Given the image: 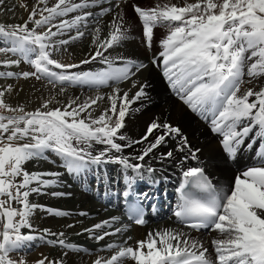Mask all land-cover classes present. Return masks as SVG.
<instances>
[{"label": "snow or ice", "instance_id": "snow-or-ice-1", "mask_svg": "<svg viewBox=\"0 0 264 264\" xmlns=\"http://www.w3.org/2000/svg\"><path fill=\"white\" fill-rule=\"evenodd\" d=\"M39 2L45 5V8L39 11L40 19H35L38 13L34 8L29 14L28 21L23 25L6 27L0 24V38L10 41V46L0 48V52L19 55L24 62L35 69L34 73H23L24 78L36 75L37 79L49 78L50 83L67 81L95 86L105 85L109 80L122 81L134 74L130 73L127 66L112 68L106 57L104 62L109 64L108 71L74 75L53 71L49 66L55 69H70L79 65H64L52 59L48 51L52 45L46 41L57 35H64L67 29L78 28L91 13L77 15L59 24L51 22L57 17H65L69 13L94 7L99 0H93L92 3H89V0H82L81 3L57 0L52 7H47V0H39ZM0 3H3V0H0ZM134 8L143 23V35L148 48L152 45L154 27L159 25L169 29V34L161 42L164 75L168 77L174 88L180 85V90L185 93L184 103L193 112L212 113L213 131L222 133L224 148L229 158L235 157L237 148L243 143V138L247 137L254 127L258 128L259 135L264 137V87L256 92L251 88L241 92L242 84L252 83L255 78L264 77V0H196L195 3H186L182 7L166 4L157 5L152 9H141L135 5ZM44 12L48 15L45 16ZM118 18L123 19L122 16ZM29 22L36 28H43L45 25L50 27L45 32L37 33L35 29L28 27ZM122 27V24L114 21V30L110 33V39L99 45L92 56L93 60L103 57L104 52L109 48L128 39ZM52 28H56L57 31L53 32ZM82 35V32H78V35L72 39ZM96 39H99L98 35ZM68 42V40L60 41L61 44ZM3 63L10 65L18 64L19 61ZM82 63H90V61L85 60ZM126 64L134 67L136 71L146 67L133 61H126ZM12 75L7 73L9 77ZM245 76L250 79L245 81L243 79ZM143 94L141 89L133 100H129L127 92L123 97H119V90H116L115 95L109 97L112 116L106 111L98 118L92 119L90 112L85 118L78 117L102 97L90 98L74 108L72 107L74 102L69 103L63 111L55 109L25 113L23 108H8L2 99L4 93L0 91V109L21 113L10 117L0 115V217L6 220L0 231V264H26L23 259L13 260L11 254L35 239L34 236L21 232L22 228H31L28 217L32 209L37 207L28 203V197L31 192L39 193L42 188L51 186V181L42 179L43 176L59 175V173L30 174L23 169L27 161L46 159L44 153L47 150L60 157L62 166L77 177L87 171L89 164L111 162L122 166L129 189L135 183V179L127 175L129 169L143 178L141 171L144 169L143 164L130 163L128 159L120 156L109 157L107 150L95 156L86 151L92 146V142H95L106 144L110 150L120 153L124 146L116 143L115 140L126 139L118 133L124 127L127 108ZM253 96L256 100L249 102V97ZM117 98L122 101L119 110ZM43 107L47 108L48 102H45ZM113 117H116L114 121ZM244 119L249 123L237 131V126ZM157 128L165 129L167 135L172 133L179 135L178 128L153 122L142 140L136 143H143ZM20 140L29 142L18 144ZM164 142L165 135L155 137L154 142H149L135 159L143 161L153 149ZM186 143V140H182V144L186 145ZM166 155L171 157L172 153L168 152ZM145 171L151 173L154 169L147 168ZM20 176L23 177L22 182L16 183V178ZM183 176L184 183L180 187L181 203L175 216L190 229L199 231L211 228L225 236V239L212 242L216 253L214 260L208 258L206 255L208 250L204 249L199 241L190 238L188 233L164 230L155 234L149 233L146 240L137 242L136 249L108 245V250L115 247L118 249L117 253L108 259L99 258L94 264H123L124 258H131L136 264H264V155H261L258 165L243 171V178L237 177L234 188L224 194L213 189L199 168L189 169L183 173ZM34 181L40 187L30 188L29 185ZM21 189L27 190L21 192ZM193 189H198L207 195L196 197ZM130 195H132L130 191L123 192L125 198ZM144 195L147 198V194ZM3 197H7V200L2 199ZM13 201L22 203L23 211L18 212L12 208ZM131 213L130 218L134 217L136 224L145 223L139 203L132 206ZM54 214L66 215L63 212ZM17 216L20 217L19 222L14 221ZM108 224V221L104 222V225ZM104 225L97 224L95 228L100 229ZM111 234L97 235L95 239L102 240L104 236ZM60 235L62 236L63 233ZM58 243L69 249L75 248L74 245L65 244L63 240ZM145 248H147L146 252ZM46 260L45 257L37 261V264H46ZM48 264H62V261H48Z\"/></svg>", "mask_w": 264, "mask_h": 264}, {"label": "bare ground", "instance_id": "bare-ground-1", "mask_svg": "<svg viewBox=\"0 0 264 264\" xmlns=\"http://www.w3.org/2000/svg\"><path fill=\"white\" fill-rule=\"evenodd\" d=\"M3 1L5 3L0 6V24L6 27L10 23H21L20 25H23L28 21L29 14L34 8L38 13L35 19H40L39 11L45 8V5L41 4L39 0H30L28 6L22 9L18 2L19 0L17 1L19 7L15 4H10V0ZM20 1L24 4L29 0ZM56 1L57 0H47V7H52ZM142 1L145 2L149 0ZM183 1L184 0H174L177 5L182 4ZM187 1L192 3L196 2V0ZM92 2L93 0H89V3ZM116 5L119 6L117 7ZM134 5L140 7L138 0H121L118 2L116 0H99L96 6L90 7L91 10L86 8L78 12L69 13L65 16V19H69V17H73V15L75 17L77 15H83L84 13H91V15L87 16L86 20L79 24L78 28H71V31L67 29L64 35H57V38L55 37L51 39V41H48L53 42V46H51L53 52L56 47L61 51L69 52V55L63 57L74 54L77 64L85 60H89L90 63H92L96 61V59L102 60L105 57L117 59L116 68H125L127 66L130 73H134L130 75V78L122 81L109 80L105 85L95 86L73 83L75 85L74 87V85H70L71 82L66 81L67 83H61L74 87L71 89L62 86L55 88L49 82V78L43 77L37 79L36 75H30L28 78H24L22 82H13L7 86H2V89L7 91L4 98L6 97L8 104L11 105L10 108H23L24 111L36 112V108L43 106L45 102H48V105L50 107L52 106V108L57 107L60 110H64L69 103L74 102L72 103V107L74 108L88 101L90 98L95 99L97 97H102V99H99L96 104L92 105L87 112L82 113L81 116L85 118L88 112H90L91 118L96 119L106 111L109 116H112L110 111L111 100L109 97L114 96L116 90H119V97H123L124 93L127 92L128 99L133 100L136 93L143 89L144 94L135 99L134 102L128 106L123 121L124 127L119 130L118 135H123L126 139L115 140L116 143L124 146L122 151L116 153L114 150H110L108 145L95 142H92V146L87 148L86 151L90 152L92 155H99L102 151L107 150L109 157L114 155L120 156L128 159L130 163L143 164L144 169L141 170L143 178H140V175L133 172L131 169L128 170L127 175L135 179L139 188L144 189L147 187L148 181L155 180L163 189L166 187L170 189L169 198L171 197L173 200L171 207L167 210L166 216L170 230L188 233L190 238L199 241V243L203 245V248L208 250L206 254L208 258L214 260L216 253L215 246L212 242L213 240L225 239V236L221 235L218 230L213 229H211V231L209 230L210 232L205 236L202 233H196L179 225L175 217L176 211H174L177 204L176 189L178 184L184 180L183 173L185 171L192 168L203 167L215 181L221 194L229 192L230 189L234 188L236 178H243V171L249 167L258 165L260 162L261 155H264V137H261L258 133V128L254 127L249 135L243 138V143L237 148L235 157L229 158L224 148L222 133L213 131L212 113L208 112L201 114L199 112H193L192 109L184 103L183 97L185 93L180 90V85H176L174 88L168 77L164 75L165 65L163 63V56L161 55L163 52L161 42L167 35L164 34L162 30H159L160 28L154 27L152 45L151 48H148L146 38L143 35V23L135 12ZM141 6L143 9L146 7L144 4H141ZM44 15L47 16L48 13L44 12ZM120 16L123 17L122 20L118 18ZM63 18L64 17H57L51 23L55 22V24H59L64 20ZM114 21L117 24H122V31L127 33L128 39L122 41L119 45H114L113 48H109L104 52L103 57H97L93 60L92 56L98 50L99 45L110 39V33L114 30ZM28 27L30 29H35L37 33L44 31L43 28H36L31 22L28 23ZM97 29H99L98 33ZM52 31L55 32L57 29L53 28ZM78 32H82L83 35L79 36L77 39H72V37L78 35ZM97 35L99 39H96ZM61 40H68L69 42L67 44H61ZM100 50L103 51V49ZM74 61L73 58V62ZM126 61H133L137 64L146 65V67L136 71L134 67L127 65ZM90 66L92 67V64H90ZM30 67L31 66L27 63H22V74L25 72L31 73L29 71ZM49 67L52 68V66ZM73 69L80 70L81 72L85 71L83 68L81 69L80 66ZM64 73L69 75L80 74L68 71V69ZM22 77L24 76L22 75ZM259 78L261 77L255 78L252 83L246 82L242 84L241 92L249 88L254 92L259 91L264 87V80L258 84L260 86L259 89H255V85L253 84L254 81ZM262 78L264 79V77ZM173 79H175V77ZM243 79L247 81L250 78L245 76ZM133 84H135V87H133ZM255 100V96L249 97V102ZM121 103V99L117 98L118 110ZM68 110L70 111L71 109ZM115 118L116 117H113V121ZM153 122L157 124H168L174 128H178L179 135L176 133L167 135L165 129L157 128L148 136L147 140L143 141V143H136V141L142 140L148 127ZM248 123L249 121L247 119L242 120L236 130L240 131L242 127ZM93 127H99V125H93ZM159 135H165V142L153 149L143 161L136 160L135 157L140 155L143 149L147 147L148 143L154 142V138ZM182 140H186V145L182 144ZM168 152L172 153L171 157L166 155ZM192 153L195 155L193 156ZM50 159L46 158L42 163L48 165V162L51 161ZM53 161L58 162L55 161V159H53ZM61 161L60 159V162ZM103 164H99L98 166L102 167L98 169L96 168L97 165L94 166L95 164H89L86 171V179L80 180L79 187L77 186L79 185L77 180L70 182L61 180L67 179L68 177V172L63 166L59 169L53 170L51 168L46 170L47 172L44 171L46 173H59V175L46 176V180L51 181V186L41 189L39 192L41 200L29 202L30 205L37 206L32 209V211H34L36 215L39 214L38 216H43L44 223H40L39 225L36 220L35 225H33L34 227H32V233H43V236H45L43 232L45 222L47 227H55V225L60 224L59 221L46 217L44 214L46 212L43 210H52L49 211L51 213H66V215L62 216L65 218L69 217V220L64 219L61 223L66 226L70 225L71 227L80 226L79 231L80 229L86 228L83 227L84 225H104V222L108 221V225H104L100 229L94 228L93 231L88 232L84 236V239L93 242L95 250L108 249V245H119L124 248L133 247L136 249L138 247L137 242L146 240L149 233L155 234L157 231L161 232L162 227L160 224H152L150 230L147 231L146 228L148 225L145 229L138 228L125 221L121 196L123 191H125L124 189L122 190V183L126 180L122 172V166L111 162ZM147 168L154 169V171L149 173L145 171ZM108 179L110 180L109 183L114 187V193H118V196L114 193H106L105 195V183ZM93 180H96L98 183L96 182L93 186L86 184L87 181L91 184ZM33 184H35L34 188L40 187L37 182ZM70 186H74V190L77 186L80 189V193L79 191H70L68 189ZM164 191L165 190H163V192ZM115 197L120 199L118 202V210L120 212L118 213L116 210H110V208L106 207L108 203L114 202ZM99 199H101V203L98 202ZM103 212H107V214L102 215ZM46 215L49 216L48 214ZM116 221L117 223H121L120 226L118 225L115 228H110ZM164 225L166 227V224ZM117 229H119V231H117ZM104 233L112 234L104 236L102 240L95 239V236L103 235ZM32 236H34L35 239L29 241L24 246L28 250L38 243V240L44 241L45 239V237L39 235ZM173 243H175V241H173ZM65 244L68 243L65 242ZM52 245L53 253L66 261L67 264H91L89 262H91L93 258H97L95 255L90 258L92 255L86 253L93 249L90 246L69 249L61 246L58 242H55V244L53 242ZM157 246L159 247V244ZM144 251L146 252L147 248H145ZM116 253L117 252H113L111 256ZM92 264H94V262ZM123 264H136V262L131 258H124Z\"/></svg>", "mask_w": 264, "mask_h": 264}, {"label": "rangeland", "instance_id": "rangeland-1", "mask_svg": "<svg viewBox=\"0 0 264 264\" xmlns=\"http://www.w3.org/2000/svg\"><path fill=\"white\" fill-rule=\"evenodd\" d=\"M17 1L18 0H12V1L10 0V4H15V5H17V7H19L18 6V2H19L21 9L22 8H26V7H22V5H26L27 4L26 6H28V3L30 2V0H29L26 3L22 4V1H20V0L18 2ZM72 2L73 3H81V0H74ZM4 3H5L4 1H3V3H0V6L3 5ZM138 3L140 5V8L141 9H143V7L141 6V4L142 5L144 4L146 6V7H144L145 9H152V8H155L157 5L163 6V5H166V4L167 5H176L178 7H182L186 3H192V2H188L187 0H184L182 4L177 5L174 2V0H155V1L149 0V1H145V2L142 1V0H138ZM193 3H195V2H193ZM89 10H91V9L89 8ZM73 18H74V15H73V17H69V19H67V18L66 19L67 20H71ZM63 19L66 20L65 17ZM20 24L21 23H18V24H11L10 23V24H8V26H10V25H20ZM52 24H55V22L52 23ZM48 27H50V25H45L43 27L44 31H42V32L47 31ZM156 28H158V29L160 28L159 30H162V32L164 34H166V35L169 34V29L168 28L161 27L159 25H157ZM69 31H71V29H69ZM38 33H40V32H38ZM72 34H74V33H72ZM75 34H76V32H75ZM55 37L57 38V36H55ZM55 37H52L51 39H54ZM46 43H49L50 45L53 46V42L46 41ZM9 46H10V41H5L4 39L0 38V48L9 47ZM48 51L51 53V58L52 59H54L56 61H59L61 64H64V65H72V64L79 65L81 67V69L83 68V70H85L84 72H92V73H94V72H101V71H108L109 70V64L108 63H105L104 62V59H102V60L96 59V61L90 63V64H92V67H91L89 63L86 64V63H82L81 62V63H78L77 64L76 57H74L75 56L74 54L73 55L71 54V56H68V57H63V56L69 55L68 54L69 52L68 51H65V52L64 51H61L58 47H56V49H55L54 52H53V50H51V47H49L48 48ZM73 58L75 60L74 62H73ZM107 59L111 63L112 68H116L117 67L116 66V62L118 61L117 59H114V58L111 59V57H109ZM4 61H19V63L18 64L6 65L5 63H3ZM99 61H101V62H99ZM22 63L24 64L26 62H24L19 55H13L11 52H9L7 54H5L4 52H0V84H1L0 91H2L4 93V95L7 93V91L5 89H2V86H7L8 84L13 83V82L14 83H19V82H22L24 80V77H22ZM19 64H20L21 68H20ZM27 64L30 65L29 63H27ZM84 66H85V68H84ZM51 69L53 71H56L57 73L65 72L67 70V69H55L54 67H52ZM29 71L31 73H34L35 72L34 67L31 66L29 68ZM68 71H72V72H75V73L76 72L77 73H83L80 70L73 69V68H72V70H71V68L68 69ZM7 73H12L13 75L11 77H9V76H7ZM263 80L264 79L261 77V78L257 79L256 81H254L253 84L255 86L254 85L253 86L255 87V89H259L260 88V86L258 84L261 81H263ZM51 85L53 87H55V88L62 86V87H65V88H71V89H73L75 87V85L72 82H71L70 85H74V87L69 86V85H66V84L65 85L64 84H61L58 81L52 82ZM69 93H72V92H69ZM4 95H3L2 99H3L4 103L8 106V108H10L11 105L8 104L6 97L4 98ZM54 108L55 109H58L57 107H53L52 108V106L50 107L49 105L47 107L48 110L49 109L50 110H54ZM10 109H17V108H14L13 107V108H10ZM47 109L44 108L43 106H41V107L36 108V111L37 110H40V111H44L45 110V111H47ZM24 112L25 113H34V112H30V111L29 112L28 111H24ZM0 115H3L5 117H10V116H18V115H21V113L8 111L7 109H0ZM81 116H82V114H81ZM78 118H82V117H78ZM21 126H23V125H21ZM3 135L6 136L7 134H3ZM25 142H29V141H27V140H20L17 143L18 144H23ZM44 155H45L46 158H49V159L51 158L50 159L51 161L48 162L49 163L48 165L42 163V161L45 160V159H33V160L27 161L23 165V169L25 171L29 172L30 174L31 173H46L47 172L46 170H48V169H51V168L53 170L54 169H59L62 166V163L63 162L62 161L60 162V157H58L54 152L47 151L46 150L45 153H44ZM93 156H95V155H93ZM53 159H55V161H58V162H54ZM101 164H103V163H101ZM103 165H107V164H103ZM117 165H120V164H117ZM94 166H96V165H94ZM100 167H102V166H98V165L96 166L97 169L100 168ZM64 169L67 170L66 167H64ZM44 171H46V172H44ZM22 179H23L22 176L17 177L15 182L16 183H20V182H22ZM42 179L46 180L47 177L44 176V177H42ZM82 179L83 180L86 179V171L84 173H82L79 177H77L75 174H70L68 172L67 179H61V180L62 181H65V182H67V181L70 182V181H76L77 180L78 183H79V185H77V186L79 187L80 186V180H82ZM106 181L107 182L105 184L107 186L105 188V191H110L111 192L112 189L109 188V186L111 184V183H109L110 180L108 179ZM96 182H97L96 180L95 181L93 180L92 183L90 184L87 181L86 184L87 185H90V186H93V185L96 184ZM103 182H104V180H103ZM33 183H36V182L35 181L32 182L29 185V187L34 188L35 184H33ZM77 186H76V189L75 190H74V186H70V187H68V189L70 191H79V193H80V189ZM25 190H27V189H21V192H23ZM13 191H15V190L13 189ZM105 195H106V192H105ZM2 199L7 200V197H3ZM34 200L35 201L36 200H41V196L39 195V193H37V192H31L30 193V195L28 197V203L31 202V201H34ZM110 206L112 208L115 207V206H112V205H108V208ZM11 207L14 208V209H16L18 212L19 211H23V204L22 203H17L15 201H13L12 204H11ZM43 211L46 212V213H44L46 217L52 218L55 221H59L60 224L55 225V227H47L46 226V222H45V227L43 229V232H44V235L45 236H43V233H35V232L32 233V231H33L32 230L33 229L32 227H34L33 225H35V221L36 220L38 221V224L39 225H40V223L41 224H44L43 223V218H42L43 216L42 217L41 216H38L39 214L36 215V214H34V211H32L31 214L28 217V223L30 225L32 224L31 225V228H28V227L22 228L21 229V232H22V234L39 235L41 237H45V239H44L45 242L38 240V243H36L35 245H33V247L30 250L26 249L25 247H22L20 250H18V251H16V252H14V253L11 254V258L13 260L19 261L20 259H23V260L26 261V264H37V261H39L41 259H44L46 257L47 258L46 264H48V261H58V262L59 261H62V264H67L66 261H64L62 258H60L59 256H57L56 254H54L53 251H52L53 250L52 243L54 242V244H55V242H58L60 240H63V241H65L68 244L74 245L75 247H89V246L92 247L93 249L91 251H87L86 252L87 254H91L92 255V256H90V258L93 257L94 255L97 256V258H95V259L93 258L92 261L89 262L91 264L94 261H96L97 259H99V258L108 259V258L111 257V254H113V252H117L118 251L117 248H112L111 250H108V249H97V250H95V246L93 245V242H90V241H87L86 239H84V236L89 232V231H86V230L87 229H92L93 230L95 228V225H92V226L84 225L83 227H86V228L80 229V231H79L80 226H77V227L73 226V227H71L70 225L66 226V225H64V224L61 223L62 221H64V219L69 220V217L68 218H65L63 216H57L54 213H51V212L46 211V210H43ZM46 214H48L50 217L47 216ZM105 214H107V212L106 213L105 212L102 213V215H105ZM19 220H20V217L19 216H17V217L14 218V221L15 222H19ZM5 222H6L5 218L0 217V231H2V229H3V223H5ZM118 224L119 223H117V221H116L115 224L112 225L110 228H115V227L118 226ZM156 224H160V226L162 227L161 232H163L164 230H170V227L168 225L167 218L164 219V220H161V221H157L153 225H156ZM164 224H166V227H165ZM150 228H151V225H149L146 228V230L148 231V230H150ZM60 233H63V235L61 236ZM53 234H55V235H53ZM131 235H132V233H131ZM205 236H206V234H205ZM105 253H106V255H105Z\"/></svg>", "mask_w": 264, "mask_h": 264}]
</instances>
